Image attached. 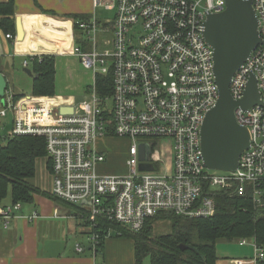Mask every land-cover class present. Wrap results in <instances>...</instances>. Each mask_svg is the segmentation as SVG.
Returning <instances> with one entry per match:
<instances>
[{
	"label": "built area",
	"instance_id": "2783aa9c",
	"mask_svg": "<svg viewBox=\"0 0 264 264\" xmlns=\"http://www.w3.org/2000/svg\"><path fill=\"white\" fill-rule=\"evenodd\" d=\"M93 3L113 13L111 38L98 41L97 22L78 19L75 26L90 46L88 51L76 47L73 52L95 76L112 74L110 95L98 96L95 81L87 89V98L79 102L53 96L23 97L13 103L12 95L5 91L4 101H0V146L15 137L43 139L51 168L50 193L79 209L77 216L87 230V245L93 254L102 241L113 235L121 237L123 231L138 233L159 213L190 220L212 218L216 191L247 199L254 210L264 208L262 106L233 110L237 124L249 135V147L240 155L235 171L208 170L202 161L200 128L218 98L213 51L201 34L202 24L208 15L225 10V0ZM251 4L264 42V0ZM251 75L264 103L263 45L233 74L229 85L232 100L243 98ZM60 108L73 112L61 115ZM7 115L11 117L8 129L3 122ZM110 137L129 142L124 174L97 172V166L106 161L97 142ZM146 139L169 142V164H162L155 144ZM143 143L149 147L143 162L152 167L149 171L139 170V145ZM21 208L20 203H0L2 230L16 219L34 223L39 218L36 211L22 215ZM238 242L250 244L253 255L248 263L235 260L234 264H264V248L253 238ZM75 250L84 251L80 245Z\"/></svg>",
	"mask_w": 264,
	"mask_h": 264
},
{
	"label": "crops",
	"instance_id": "0c3cea01",
	"mask_svg": "<svg viewBox=\"0 0 264 264\" xmlns=\"http://www.w3.org/2000/svg\"><path fill=\"white\" fill-rule=\"evenodd\" d=\"M0 2L6 3L7 0ZM13 5L12 32L5 34L0 31V58L5 57L7 62L4 66L0 61V74L7 81L14 67L15 71L19 69L24 72L25 62L26 69L31 71V58L53 57L54 97H61L56 92L61 93L67 89V86L61 85V74L65 73L67 66L79 60L73 52L74 49L80 47L88 51L90 46L84 33L75 28V18L95 20L98 25L96 38L100 42L111 38L112 19L98 20L96 10L99 7L94 5L93 0H13ZM6 35H10L11 39H6ZM58 76L60 86H56ZM89 78L90 86L95 81V75L91 72ZM30 79V94L25 97H38L31 96L33 78ZM6 91L12 94L8 89V83ZM113 143V137L97 142L98 150L106 157V161L97 166L100 175L126 172L124 170L122 173H115V169L108 163L113 148L110 145ZM124 158L126 160L127 150L124 152ZM124 167L126 168L125 165ZM39 194H33L32 202L22 204L21 208L22 215H28L33 211L39 214L34 223L16 219L7 230L0 228V264H135L134 245L131 239L113 235L103 242L96 254H93L88 249L87 230L77 220L78 211L63 203L54 202L42 193ZM4 202L6 203L3 204H8L10 201L7 199ZM52 230L56 232L55 239L51 237ZM79 238L85 239L84 245L78 244ZM76 245H80L84 251L77 253ZM252 255L242 259H231L224 264H234L235 260L248 263ZM216 264H220L218 258Z\"/></svg>",
	"mask_w": 264,
	"mask_h": 264
},
{
	"label": "trees",
	"instance_id": "16d2710c",
	"mask_svg": "<svg viewBox=\"0 0 264 264\" xmlns=\"http://www.w3.org/2000/svg\"><path fill=\"white\" fill-rule=\"evenodd\" d=\"M13 11V0L0 2V31L5 34L12 32ZM78 19L80 17L75 18V21ZM30 65L31 72L38 75V78L32 79L31 96L53 97V57L31 58ZM111 87V73L95 76L98 96L110 95ZM11 97L14 103L25 95L12 94ZM43 158L46 159L45 165L50 175V162L46 158L42 138L15 137L0 146V203H6L4 201L9 199L12 204H29L33 194L42 193L79 213L77 207L61 202L53 198L50 192L40 191L31 184L30 180L35 177L36 161ZM214 199L216 212L212 218L190 220L171 213H159L148 219L140 232L132 234L123 231L121 237L133 242L135 264H143L147 257L149 264H216L215 246L221 240L232 242L253 238L259 247L264 248V208L254 210L247 199L235 197L223 190L216 191ZM157 220H168L171 232L153 240L152 223ZM180 245L189 246L190 249L181 251Z\"/></svg>",
	"mask_w": 264,
	"mask_h": 264
},
{
	"label": "water",
	"instance_id": "95a60500",
	"mask_svg": "<svg viewBox=\"0 0 264 264\" xmlns=\"http://www.w3.org/2000/svg\"><path fill=\"white\" fill-rule=\"evenodd\" d=\"M252 0H225V10L220 14L208 15L202 24V36L213 51V71L218 88L217 102L204 116L200 128L201 155L208 170L233 172L243 151L249 147L247 130L238 125L233 110L235 107L247 109L264 103L259 94L254 76H250L244 96L240 101L232 100L229 85L233 74L241 67L250 53L264 42L258 34V19L253 10ZM24 73L38 78L29 69ZM7 81L0 74V101L3 102ZM72 108H60L61 115L71 114ZM149 147L139 145V170L149 171L147 161ZM181 251L190 249L180 245Z\"/></svg>",
	"mask_w": 264,
	"mask_h": 264
},
{
	"label": "rangeland",
	"instance_id": "374dc122",
	"mask_svg": "<svg viewBox=\"0 0 264 264\" xmlns=\"http://www.w3.org/2000/svg\"><path fill=\"white\" fill-rule=\"evenodd\" d=\"M96 17L98 20L101 21L111 20L113 17V13L106 12L103 9L99 8L96 10ZM0 61L1 64L4 63V66H6L7 62L5 61V57L4 58L1 57ZM91 72H92L91 70L85 69L81 65L79 60H77V62L75 63L70 64L65 68V73L61 74V85L62 87L67 86V89L62 91L61 93L56 92V94L61 95V97H71L76 102L84 100L88 96L87 89L91 81V78L88 79V77L89 75H91ZM59 80L60 77L58 76L56 86H60L58 82ZM7 83H8V89L11 91L12 94H23V95L30 94V86H31L30 77L19 69L15 71V67L10 71V74L7 78ZM10 121H11V117L10 115H7V118L5 119V121H3L6 123L5 126L6 129L9 128ZM146 141L155 144L154 150L161 155L162 164L163 162L164 164H169L167 162L169 156V148H168L169 142L163 140H150V139H146ZM111 146H113L110 152L111 160L108 163L112 166V168L115 169V173H122L124 172V170H126V168L124 167L125 165L124 152L127 150L129 146V142L125 138L123 139V138L115 137L114 143L110 145V147ZM45 163H46L45 158L38 159L36 161L35 177L31 179L30 182L40 191L50 192L51 177L49 175V171L46 169ZM162 164H160V166ZM39 196H41V194H39ZM77 220L79 221V223L81 222L79 218ZM152 227H153L152 228L153 233L151 238L153 240H156L158 237L162 235H167L171 232V224L168 220H157L152 223ZM55 236H56V232L52 230L51 237L55 239L56 238ZM78 242H79L78 244L84 245L85 239L79 238ZM215 250L220 264H224L226 261L231 259H242L245 257H250L253 253V249L250 244L242 246L237 241H232V242H227L223 240L218 241L216 243ZM143 264H149V257L144 259Z\"/></svg>",
	"mask_w": 264,
	"mask_h": 264
}]
</instances>
